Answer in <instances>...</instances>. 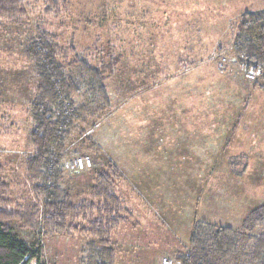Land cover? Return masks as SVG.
I'll return each mask as SVG.
<instances>
[{"label":"rangeland","instance_id":"1","mask_svg":"<svg viewBox=\"0 0 264 264\" xmlns=\"http://www.w3.org/2000/svg\"><path fill=\"white\" fill-rule=\"evenodd\" d=\"M22 9L0 20V179L11 210L35 200L24 167L35 79L23 49L37 28L55 36L65 62L119 56L109 105L93 102L63 167L74 204L91 200L98 173L117 170L125 220L111 233L114 264H176L195 221L238 228L264 203V72L246 74L232 49L240 15L264 0H68L57 13L24 0ZM8 223L42 246L45 264H77L90 238Z\"/></svg>","mask_w":264,"mask_h":264},{"label":"trees","instance_id":"2","mask_svg":"<svg viewBox=\"0 0 264 264\" xmlns=\"http://www.w3.org/2000/svg\"><path fill=\"white\" fill-rule=\"evenodd\" d=\"M24 0H0V20L23 15ZM68 0H46L48 12L66 6ZM235 61L246 74L264 72V9L244 11L232 37ZM31 63L35 87L29 102L32 126L28 140L34 150L24 158L26 178L34 202L25 210H11L5 194L7 185L0 179V264H45L42 246L28 243L16 235L8 221L38 233L79 231L90 238L80 250L77 264H114L112 231L124 220L121 199L114 191L112 176L100 172L90 187L91 200L74 204L63 186L66 146L78 123L87 121L93 102L108 106L106 81L114 73L119 56L91 64L76 57L61 60L60 46L53 34L37 28L24 46ZM85 89L86 101L77 94ZM83 220L85 227L73 225ZM176 264H264V203L250 210L238 228L203 220L192 225L188 247L174 253Z\"/></svg>","mask_w":264,"mask_h":264}]
</instances>
